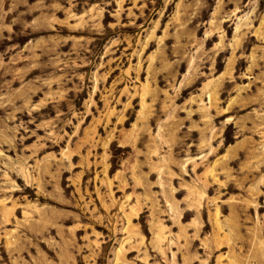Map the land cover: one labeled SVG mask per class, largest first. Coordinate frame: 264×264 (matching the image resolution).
Segmentation results:
<instances>
[{"label":"rangeland","instance_id":"374dc122","mask_svg":"<svg viewBox=\"0 0 264 264\" xmlns=\"http://www.w3.org/2000/svg\"><path fill=\"white\" fill-rule=\"evenodd\" d=\"M0 264H264V0H0Z\"/></svg>","mask_w":264,"mask_h":264}]
</instances>
